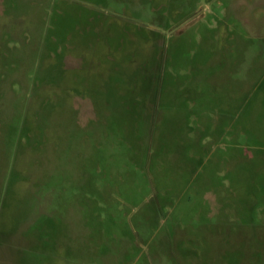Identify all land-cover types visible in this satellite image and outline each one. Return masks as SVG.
I'll return each instance as SVG.
<instances>
[{"label":"rangeland","instance_id":"obj_1","mask_svg":"<svg viewBox=\"0 0 264 264\" xmlns=\"http://www.w3.org/2000/svg\"><path fill=\"white\" fill-rule=\"evenodd\" d=\"M0 264H264V0H0Z\"/></svg>","mask_w":264,"mask_h":264}]
</instances>
